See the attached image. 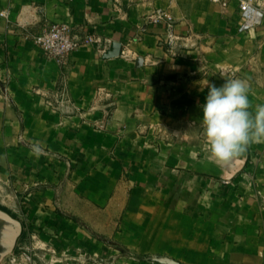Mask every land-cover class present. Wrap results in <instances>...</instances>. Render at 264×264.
Here are the masks:
<instances>
[{"label":"crops","instance_id":"1","mask_svg":"<svg viewBox=\"0 0 264 264\" xmlns=\"http://www.w3.org/2000/svg\"><path fill=\"white\" fill-rule=\"evenodd\" d=\"M4 10L0 197L21 234L1 264H264V143L216 164L201 125L207 82L246 78L264 104V22L240 33L235 0ZM51 23L100 44L58 64L32 41Z\"/></svg>","mask_w":264,"mask_h":264},{"label":"clouds","instance_id":"2","mask_svg":"<svg viewBox=\"0 0 264 264\" xmlns=\"http://www.w3.org/2000/svg\"><path fill=\"white\" fill-rule=\"evenodd\" d=\"M206 85L201 125L207 160L223 164L244 156L252 144L264 143V104H251L248 79H225L219 87Z\"/></svg>","mask_w":264,"mask_h":264},{"label":"built area","instance_id":"3","mask_svg":"<svg viewBox=\"0 0 264 264\" xmlns=\"http://www.w3.org/2000/svg\"><path fill=\"white\" fill-rule=\"evenodd\" d=\"M220 4L223 8L228 7L232 0H211ZM238 4L239 20L238 31L251 33L264 22V0H235ZM0 16L7 18V11H1ZM154 23L170 21V18L161 11H157L149 17ZM33 43L47 56L58 64H65L72 52L83 47L99 45L100 40L93 34L79 36L72 25L68 23H51L40 33L32 37ZM172 45L171 37L166 42ZM102 49L101 51H103ZM230 184V181H224Z\"/></svg>","mask_w":264,"mask_h":264},{"label":"rangeland","instance_id":"4","mask_svg":"<svg viewBox=\"0 0 264 264\" xmlns=\"http://www.w3.org/2000/svg\"><path fill=\"white\" fill-rule=\"evenodd\" d=\"M3 202H6V200L0 197V210L10 215L9 210L7 209V207H5ZM10 217L12 218L11 215ZM14 220L17 221L15 216ZM14 236L15 227L13 226V222H10L9 219H7L4 215L0 213V264L2 263V260L6 255L14 253L16 242L14 243L13 247L11 245Z\"/></svg>","mask_w":264,"mask_h":264},{"label":"water","instance_id":"5","mask_svg":"<svg viewBox=\"0 0 264 264\" xmlns=\"http://www.w3.org/2000/svg\"><path fill=\"white\" fill-rule=\"evenodd\" d=\"M0 213L2 214V215H4L7 219H9L10 220V222H13V224H15V236H14V238H13V242H11V245H12V247H13V245H14V243L16 242V239L18 238V236L21 234V228H20V225H19V223L16 221V220H14L13 218H11L10 217V215L8 214V213H6V212H4V211H1L0 210ZM156 260H159L158 258L156 259ZM168 263H172L171 261H167ZM173 264V263H172Z\"/></svg>","mask_w":264,"mask_h":264}]
</instances>
